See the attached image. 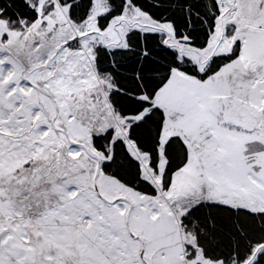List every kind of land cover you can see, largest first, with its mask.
I'll return each mask as SVG.
<instances>
[{"label": "snow or ice", "instance_id": "1", "mask_svg": "<svg viewBox=\"0 0 264 264\" xmlns=\"http://www.w3.org/2000/svg\"><path fill=\"white\" fill-rule=\"evenodd\" d=\"M0 264H264V0H0Z\"/></svg>", "mask_w": 264, "mask_h": 264}]
</instances>
